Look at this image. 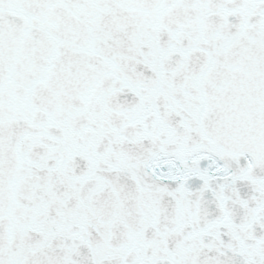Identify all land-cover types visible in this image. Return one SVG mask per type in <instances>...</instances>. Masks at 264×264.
<instances>
[{
  "label": "water",
  "instance_id": "95a60500",
  "mask_svg": "<svg viewBox=\"0 0 264 264\" xmlns=\"http://www.w3.org/2000/svg\"><path fill=\"white\" fill-rule=\"evenodd\" d=\"M163 1L158 3V8L164 7ZM196 1L202 6L209 5L205 0ZM117 2L114 1V4L118 7L126 6L124 0H117ZM224 2L222 7L243 4V1L224 0ZM252 3L255 4L256 10L261 7L264 11V0H253ZM109 6L114 9L113 4L105 5L102 9H107ZM243 10L248 12L247 16L243 17L245 25H251L252 35L257 36V32L264 27V12L257 17L253 16L248 8ZM61 11L70 12L71 5L65 1L60 3L59 0H0V29L17 33L6 38L4 47H8L7 52H0V145L2 147L0 148V264H89L85 262L91 252H93V258L98 254L108 256L110 260H116L115 264H264L262 244L255 245V257L241 258L242 254L237 249L238 245L234 246L232 240L234 235L226 237L227 232L222 227L216 229L217 232L209 227L212 226L210 220L214 222L212 215L215 214L220 216L222 221L230 223L231 228L249 230L248 233L255 235L252 236L254 240L261 237L256 236L257 231H262L264 235V228H257L258 216L254 215L249 222L250 225H247L243 223L242 215L232 211V208L237 209L240 205L244 208L252 205L249 201L242 204L244 199L236 194L230 195L231 198L227 204L232 206L231 202L234 201V205L226 214L216 209H207V205L205 206L202 202L203 207L199 209H207V212L211 214L205 219L206 221L198 219L194 211L192 213L186 211V218L181 217L178 221H174L175 212L162 209L163 205L157 209L158 213L153 214L154 204H161L154 199V192L163 193L165 189L175 188L177 191H174L173 195L179 196L180 191L184 190L192 198L193 192L189 191L190 185H194L198 191L205 189L207 185L215 187L214 190H223L221 185L226 187L223 182L225 177L230 180L229 185H232L230 187L238 190L235 185L237 181L245 178L246 171L243 172L247 169L245 165L249 167L258 165L261 170H264V82H262L264 57L251 58L246 56L247 52L246 57L242 58L237 49L233 50L234 46L229 41H223L219 46L213 44L220 49H226L219 54L221 58L216 55L207 63L209 65L207 68L215 71L211 75L218 73L217 79L207 85L208 90L197 89L202 98L193 100L189 97L188 103L201 104L206 99L213 105L216 100H220L219 106L213 105V110L223 108L224 121L220 130L212 124L220 136L225 132L228 118H231V113L236 109L255 112L254 117H250L246 112L245 116L240 118V121L244 123L237 125L238 128L245 129V126L250 128L249 124H252V128L246 133L245 139L238 142V148H232L229 151L223 148L225 146L221 138L220 144L208 145L203 156H197L198 153L193 150L189 151V154L182 153L178 157L174 156L171 150L165 153L164 157L150 155L151 159L170 162L173 165L169 166V171L163 178L156 180L154 190L149 191L146 196L149 199H146L143 204L140 198L130 195L124 189H122V195L126 201L125 198L122 199L127 202L133 212L135 211L134 223H137L141 217H146L145 221L150 224L151 220H154L153 217H158L161 220L159 221L161 230L148 228L136 234L138 237L135 236V231L131 229L135 227L132 221L126 216H118L117 211L108 201H104L106 206H103L105 209L103 211L105 213L110 211L111 218L102 219L98 222L99 226L92 224V221L96 222V219L92 217L93 214L89 209H95L98 201L93 195L91 185L80 192L84 196L83 205L78 208L81 210H76L79 216H75V222L65 219L66 215L60 210L56 213V220L48 219L49 210L68 209L79 196L77 192H59V189H63L64 186L63 177L60 176L59 171L71 170L63 167L64 164L60 162L59 167L53 164L52 169L49 168L48 164L51 163V157L55 152L45 138V132L49 126L45 115L47 113L50 116L57 115L61 119L65 112H68V108L73 113H81L82 120L88 122L93 118L92 111H96L97 106H100L101 110H112L109 106L103 108L104 100L102 99L106 96L112 100L113 97V93L106 89V79L113 66L100 64L111 62L110 56L105 57L102 53H96L93 57H88L90 55L84 56V53L78 51L74 54L78 58L76 60L72 52L66 51V48L72 45L69 43L68 36L61 34L60 38L50 39L52 36L43 35L49 32L52 24L61 25ZM65 21L66 19L63 24ZM231 27L238 31L245 26L238 24ZM33 32L34 36L27 34ZM196 36L190 32L189 38L195 39ZM245 37L253 40L247 32ZM124 46L126 45L118 44L119 52L125 48ZM12 47L22 49L14 48L13 51ZM130 51L127 53L130 57L123 62H127L130 58L140 59L145 56V53ZM65 55L69 57V62L65 61L67 57ZM241 62L242 70L236 74L237 78H235L236 65ZM249 80L252 86L243 87ZM254 81L260 86L253 84ZM239 86L243 88L239 90ZM99 87L102 88L101 92L107 93L104 92L105 95L100 94L99 98H95L91 91L96 89L93 92L97 93ZM163 88L162 83V87L156 89L159 90L158 92L135 93V90L130 89L125 91L124 95L130 94L129 100L143 102L141 108L143 112L149 108L156 111L166 110L185 103L176 102L174 98L159 97ZM180 95L185 98L188 92L183 90ZM228 96H232V102H230L231 98L223 101V98ZM67 104L70 107L65 109L63 106ZM49 108H51L50 111ZM30 109L39 113L38 116L35 114L34 117L33 114L25 112ZM22 112L25 113L20 114ZM251 139L255 140V150L247 151L245 146L250 144ZM18 141L20 148L24 147V150L19 151L25 153L27 158L18 159V153L12 151L11 147ZM82 156L86 159V154L83 153ZM224 156L227 157V162L221 159ZM237 157L242 158L241 165L233 160ZM248 162H254V164H246ZM80 165V162H76L75 169L84 170L85 167ZM40 171L45 172L47 178H44ZM95 177L99 175H95L94 180ZM54 178H59V181L57 182ZM87 178L90 180V176ZM248 184L254 188L258 201L264 206V171L260 172L257 181ZM98 196L102 198L101 194ZM237 204L239 205L236 206ZM70 209H73L72 206ZM148 209L152 211V214L146 216L142 212ZM42 219L43 221L40 222ZM49 222L51 226L54 224L58 228L63 222L76 223L72 224V229L83 237V240L78 237L65 238L57 231L51 232L54 226L51 227V231L48 230L46 223ZM76 225L80 230L75 228ZM120 232L119 237L117 234ZM92 235L94 238H91ZM125 236L138 241L140 239L144 242V247L131 245V249L123 253L124 246L114 245L120 247L121 255L115 254L116 249H107L111 247L110 243L117 244V241L126 238ZM238 236L241 237V235ZM170 238L174 240L169 241Z\"/></svg>",
  "mask_w": 264,
  "mask_h": 264
}]
</instances>
